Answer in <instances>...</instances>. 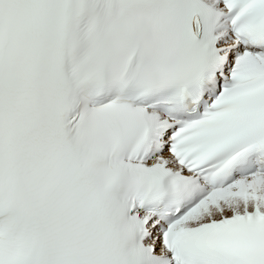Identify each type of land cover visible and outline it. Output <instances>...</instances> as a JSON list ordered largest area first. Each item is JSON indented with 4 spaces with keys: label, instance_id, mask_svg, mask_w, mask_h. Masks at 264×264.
Returning <instances> with one entry per match:
<instances>
[{
    "label": "snow or ice",
    "instance_id": "snow-or-ice-1",
    "mask_svg": "<svg viewBox=\"0 0 264 264\" xmlns=\"http://www.w3.org/2000/svg\"><path fill=\"white\" fill-rule=\"evenodd\" d=\"M0 264H264V0H0Z\"/></svg>",
    "mask_w": 264,
    "mask_h": 264
}]
</instances>
